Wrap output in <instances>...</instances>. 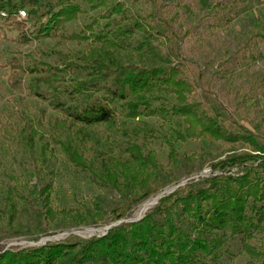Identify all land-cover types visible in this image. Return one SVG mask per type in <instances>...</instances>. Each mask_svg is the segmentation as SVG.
Masks as SVG:
<instances>
[{
  "label": "trees",
  "instance_id": "1",
  "mask_svg": "<svg viewBox=\"0 0 264 264\" xmlns=\"http://www.w3.org/2000/svg\"><path fill=\"white\" fill-rule=\"evenodd\" d=\"M85 1L92 10L107 7V28L96 31L94 26L99 21L95 19L87 26L90 34L85 30L68 33V23L87 11L74 0L21 3L29 8V19L33 20L32 30L24 32L25 42L60 38L78 42L93 39L96 44L87 53L72 55L73 59L65 57L63 67L27 56L10 61L13 90L24 88L28 76L44 74L41 80L55 90L51 102L64 110L66 118L53 120L45 111L43 118L32 117L26 110L16 109L5 120L0 119V136L16 144V161L26 176L23 183H14L16 177L5 173L11 182L5 181L0 188V237L24 234L26 230L37 232L31 225V215L26 214L31 198L35 207L30 213L47 225L65 219L74 228L102 227L128 218L135 206L177 185L183 177L197 175L206 165L211 166L213 174L191 180L161 198L140 221L114 227L104 236L80 243L63 241L6 250L0 253V264H227L230 242L241 243L249 256L245 264H264V246L254 243L257 236L264 235V150L257 137L244 125L234 119L228 122L222 113L206 106V95L202 99L197 93L199 77L193 79L187 74L181 47L171 41L177 40L176 35H160L163 10L155 7L154 0L146 1L149 7L139 17L126 15L125 5L119 1ZM0 6L10 12L21 8L7 0H0ZM257 35L264 42V33ZM133 42L134 50L144 55L141 65L126 62L125 49ZM78 61L85 64V79L60 84L61 76L73 72ZM95 89H103L107 95L92 99ZM64 93L76 100L83 96L84 100L67 106L62 99ZM156 102H160L157 107ZM116 103H121L128 120L155 115L184 120L186 129L178 131L174 141H167L170 170L148 145L156 130L150 126L130 130L125 121L119 123ZM100 125L127 137L125 159L105 153L89 155L95 129ZM205 135L228 144L243 142L253 149L227 154L218 161L210 152L197 156L179 153L178 141ZM52 144L98 189L118 192V203L109 206L100 195L92 207L56 209L54 186L47 181Z\"/></svg>",
  "mask_w": 264,
  "mask_h": 264
},
{
  "label": "rangeland",
  "instance_id": "2",
  "mask_svg": "<svg viewBox=\"0 0 264 264\" xmlns=\"http://www.w3.org/2000/svg\"><path fill=\"white\" fill-rule=\"evenodd\" d=\"M7 1L29 11L28 7L21 6L24 0ZM74 1L80 3L87 11L77 20L68 23V33H80L85 30L90 34L91 31L87 26L95 19L99 21V25L94 26L96 31L108 27L107 7L92 10L85 0ZM117 1L124 3L126 15L130 17H139L142 10L149 7L146 3L148 0H110L108 3L114 4ZM154 5L163 10L161 17L164 24L158 25V29L162 32L160 35L167 37L171 32L176 35L177 40L171 41L178 42L181 47L182 62L187 74L193 79L199 77L200 86L197 88V93L202 99H204L203 94L206 95L208 98L206 106L222 113L228 122L234 119L247 127L257 137L260 147L264 150V42L257 35L264 33V0H154ZM30 23L28 30L31 31L32 18ZM125 23L128 24L130 21ZM25 31L27 30L21 24L0 23V119L5 120L6 116L16 109H24L32 117L43 118L45 111L47 118L65 119L64 110L57 109L51 102L55 90L41 80L44 74L28 76L24 81V88L13 90L9 79L10 61L14 57L24 59V56H27L63 67L65 57L73 59L72 55L87 53L96 43L93 39L78 42L60 38L32 39L25 42L23 39ZM135 46L136 43L133 42L125 49L126 62L141 65L144 62V55L138 54L134 50ZM84 65L83 61H78L73 72L61 76L59 83L69 84L75 80L85 79ZM105 95H107L105 90L95 89L91 97L95 99ZM62 99L67 106L79 105L84 100L83 96L76 100L67 93H64ZM159 105L160 102L154 104L155 107ZM116 111L118 122L125 121L130 130L143 126H150L156 130L155 137L150 139L148 145L156 152L164 168L170 170V147L167 141L168 139L174 141L176 133L186 129L184 120L173 115L167 119L155 115L128 120L121 103H116ZM94 137L95 140L91 143L93 149L89 155L105 153L123 159L127 157L123 152L127 137L122 133L109 131L100 125L96 127ZM139 141L142 142V136L139 137ZM176 146L182 156H197L203 152H210L217 161L227 154L253 149V146L243 142L228 144L217 141L209 135L200 139L178 141ZM51 149L53 153L49 170L51 174L47 181L54 186L52 199L56 209L92 207L96 197L100 195L109 206L118 203L121 197L118 192L98 189L63 159L58 146L52 144ZM16 154V144L0 136V188L4 187L5 181L11 182L5 173H11L16 177L14 183H23L26 179L22 166L16 161ZM207 167L211 166L206 165L204 169ZM184 180L185 177L182 181ZM172 186L174 185L168 187ZM32 201L31 198V202L27 204L29 208L26 209V214L31 215L33 220L31 225L37 232L26 230L24 234L1 236L0 253L54 242L80 243L94 236H104L107 232L97 229L100 227L74 228L71 222L65 219L47 225L30 213V209L35 207ZM143 203L135 206L128 218H137L139 207ZM28 225L25 224L26 227ZM40 228L44 231H38ZM63 234L67 235L59 237ZM254 243L264 246V235L257 236ZM230 244L231 251L226 257V263L245 264L249 256L242 250L241 243L230 242Z\"/></svg>",
  "mask_w": 264,
  "mask_h": 264
},
{
  "label": "built area",
  "instance_id": "3",
  "mask_svg": "<svg viewBox=\"0 0 264 264\" xmlns=\"http://www.w3.org/2000/svg\"><path fill=\"white\" fill-rule=\"evenodd\" d=\"M1 22L21 24L25 30H28L31 26L29 12L25 8H18L14 12H10L7 8L0 6V23ZM212 174V168L207 167L192 178L193 180L198 181L201 178L211 176Z\"/></svg>",
  "mask_w": 264,
  "mask_h": 264
},
{
  "label": "water",
  "instance_id": "4",
  "mask_svg": "<svg viewBox=\"0 0 264 264\" xmlns=\"http://www.w3.org/2000/svg\"><path fill=\"white\" fill-rule=\"evenodd\" d=\"M193 180V178H188L180 183H178L177 185H174L172 187H167L165 188L163 191H161L160 193H158L156 196L158 197V200L156 202V204L154 206H156L160 199L163 198V197H166L172 193H174L176 190H178L180 187H183L185 186L189 181ZM152 206V207H154ZM151 207V208H152ZM150 209V208H149ZM148 209V210H149ZM147 210V211H148ZM146 213H144L143 215L135 218V219H131V218H125V219H122V220H119L117 222H114V223H111L110 225L106 226V227H100V228H97V229H106V231L108 232L110 229L114 228V227H117V226H120V225H123L125 223H130V222H137V221H140L141 219H143L145 217ZM107 232H105V235L107 234ZM67 234H63V235H60L61 237H64L66 236Z\"/></svg>",
  "mask_w": 264,
  "mask_h": 264
},
{
  "label": "bare ground",
  "instance_id": "5",
  "mask_svg": "<svg viewBox=\"0 0 264 264\" xmlns=\"http://www.w3.org/2000/svg\"><path fill=\"white\" fill-rule=\"evenodd\" d=\"M157 200H158V197L155 195V196L151 197L150 199H148L147 201H145L139 207V210H138V213H137V217H139V216L143 215L144 213H146L149 208H151L152 206H154L156 204ZM103 230H106V229H103ZM59 237H61V236H59Z\"/></svg>",
  "mask_w": 264,
  "mask_h": 264
}]
</instances>
